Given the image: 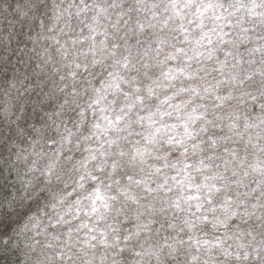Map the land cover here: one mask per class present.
I'll list each match as a JSON object with an SVG mask.
<instances>
[{
    "label": "clouds",
    "instance_id": "obj_1",
    "mask_svg": "<svg viewBox=\"0 0 264 264\" xmlns=\"http://www.w3.org/2000/svg\"><path fill=\"white\" fill-rule=\"evenodd\" d=\"M0 264H264V0H0Z\"/></svg>",
    "mask_w": 264,
    "mask_h": 264
}]
</instances>
